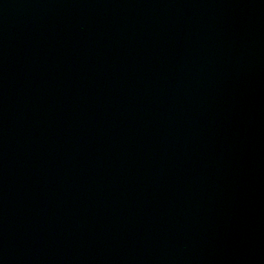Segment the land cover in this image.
Here are the masks:
<instances>
[{
	"label": "water",
	"instance_id": "95a60500",
	"mask_svg": "<svg viewBox=\"0 0 264 264\" xmlns=\"http://www.w3.org/2000/svg\"><path fill=\"white\" fill-rule=\"evenodd\" d=\"M0 264H264V0H0Z\"/></svg>",
	"mask_w": 264,
	"mask_h": 264
}]
</instances>
